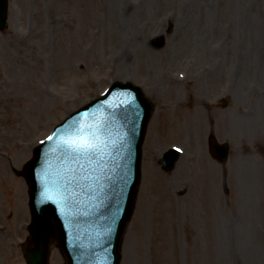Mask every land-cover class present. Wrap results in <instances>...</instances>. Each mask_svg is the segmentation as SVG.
<instances>
[{"label":"rangeland","instance_id":"obj_1","mask_svg":"<svg viewBox=\"0 0 264 264\" xmlns=\"http://www.w3.org/2000/svg\"><path fill=\"white\" fill-rule=\"evenodd\" d=\"M9 23L0 264H26L34 147L120 80L155 106L120 264H264V0H10ZM212 136L230 146L226 164ZM174 144L184 154L164 171L153 155ZM49 262L67 264L57 244Z\"/></svg>","mask_w":264,"mask_h":264},{"label":"water","instance_id":"obj_2","mask_svg":"<svg viewBox=\"0 0 264 264\" xmlns=\"http://www.w3.org/2000/svg\"><path fill=\"white\" fill-rule=\"evenodd\" d=\"M6 20L7 0H0L1 29ZM164 42L162 37L155 44ZM151 110L138 87L116 83L106 96L56 127L36 149L26 174L33 215V242L23 247L27 264H48L52 241L58 242L68 264H120ZM81 138L94 141L98 149L76 160L68 142ZM224 153L226 159L227 146Z\"/></svg>","mask_w":264,"mask_h":264},{"label":"snow or ice","instance_id":"obj_3","mask_svg":"<svg viewBox=\"0 0 264 264\" xmlns=\"http://www.w3.org/2000/svg\"><path fill=\"white\" fill-rule=\"evenodd\" d=\"M71 147L73 152L76 154L75 159L79 160L83 157L89 156L91 153L97 151L98 145L94 141H90L87 138H81L79 140L75 141H69L68 142ZM81 168H83V165H81ZM70 171L75 174L77 169L72 168ZM73 175V179H74ZM88 176H84L83 179H88ZM71 182V181H70Z\"/></svg>","mask_w":264,"mask_h":264},{"label":"bare ground","instance_id":"obj_4","mask_svg":"<svg viewBox=\"0 0 264 264\" xmlns=\"http://www.w3.org/2000/svg\"><path fill=\"white\" fill-rule=\"evenodd\" d=\"M152 177H153V176H152ZM22 183H24V182H22ZM25 187H26V190H27V185H26ZM24 190H25V189H24ZM13 195H15V193H14ZM14 205H15V202H14ZM17 214H21V215H22V211H21V209H20V211L17 212ZM21 215H20V216H21ZM0 220H1L2 224H4V219H3V217H2V218L0 217ZM2 224H0V225H2ZM128 229H129V228H128Z\"/></svg>","mask_w":264,"mask_h":264}]
</instances>
